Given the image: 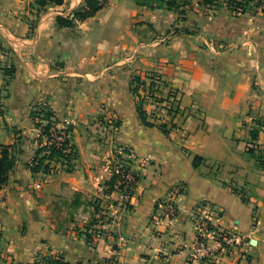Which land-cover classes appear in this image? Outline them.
Wrapping results in <instances>:
<instances>
[{"label":"crops","instance_id":"crops-1","mask_svg":"<svg viewBox=\"0 0 264 264\" xmlns=\"http://www.w3.org/2000/svg\"><path fill=\"white\" fill-rule=\"evenodd\" d=\"M83 1L39 11L35 0H0V144L21 150L0 189V264H27L39 253L73 264H264V166L249 153L264 150V13L220 6L179 17L108 0L85 20L57 24V15ZM135 76L141 86L174 91L177 110L160 121L152 116L153 106L132 89ZM38 102L71 127L73 170L29 168ZM118 155L139 180L123 219L94 240L88 230L120 202L108 185ZM173 191L178 215L157 229L152 216ZM200 218L237 229L245 242L213 251L210 261L190 258L181 250L195 246ZM118 234L128 239L121 254Z\"/></svg>","mask_w":264,"mask_h":264},{"label":"trees","instance_id":"trees-1","mask_svg":"<svg viewBox=\"0 0 264 264\" xmlns=\"http://www.w3.org/2000/svg\"><path fill=\"white\" fill-rule=\"evenodd\" d=\"M38 4L39 11L51 3L63 4L64 0H35ZM138 4L147 6L152 9L165 8L175 11L180 17L187 14L188 6H191L193 0H136ZM108 0H84L83 3L74 9L71 15H57L56 21L59 26H72L77 20H85L88 17L95 15L101 8L107 4ZM199 3L209 6L211 8H217L226 5L234 14H241L250 11H257L258 8L264 13V0H198ZM182 15V16H181ZM5 71L7 74L13 76L16 68L14 65L6 66ZM143 81L139 76L133 78L132 89L138 92L139 86ZM143 100L140 99L138 105L139 113L146 124H153L147 119V113L143 109ZM31 116L34 120V125L38 129V147L33 159L28 163L29 168L34 172L53 173L56 171V164H61L65 170L74 169V160L78 155L76 147L71 143L70 137L65 138L60 146L52 143L46 144L48 140L53 137L55 131L56 134L70 133V126H62L60 120L57 118L55 111L50 104L44 102H38L34 105L31 112ZM55 127L54 130L52 128ZM166 127V124H163ZM259 129L252 130V137L256 139L258 137ZM46 138V141L43 140ZM69 148V150H68ZM20 149L16 148V143L13 144H0V189H2L9 178V172L14 168L17 162L18 153ZM249 153L252 157L256 158L259 163L264 166V150L256 146L249 148ZM202 157H195V164H199ZM116 180V174L114 173L111 180L108 182L109 190L113 189ZM244 198V197H243ZM246 199V198H244ZM131 206V205H129ZM91 233L87 234L90 238ZM41 257V258H40ZM49 262L51 264H73L64 260L62 255H38L32 262L27 264H42L43 262Z\"/></svg>","mask_w":264,"mask_h":264},{"label":"built area","instance_id":"built-area-1","mask_svg":"<svg viewBox=\"0 0 264 264\" xmlns=\"http://www.w3.org/2000/svg\"><path fill=\"white\" fill-rule=\"evenodd\" d=\"M138 93L140 97L146 102L153 106L154 111L151 115L156 117L159 121L166 119L174 111L177 110V105L173 103L176 95L174 91H170L168 94H163L159 88L152 84L139 87ZM55 127L52 128L54 130ZM70 133L62 132L60 135L53 133V137L46 142L51 145L52 143L60 146L65 138L69 137ZM69 150V148H68ZM124 152V151H122ZM131 150L128 153L131 154ZM121 159V158H120ZM61 164H56V167ZM114 173L116 174V180L114 183V189L120 192V202H112L106 211L101 213L95 221L94 229L88 230L91 233L89 236L91 239L96 240L101 236V232L105 229L104 226L114 221H121L124 217L125 212L130 209L131 198L135 187L139 180V174L130 167L126 158H122L115 166ZM177 191H173L166 199L159 204V210L152 216V225L160 228L165 222L172 220L178 215V204L176 201ZM87 233V234H88ZM246 238L235 228H223L220 229L215 227L207 219L200 218L197 222V242L190 251L182 249L181 252L186 253L190 258L203 259L210 261L213 251L217 249L233 250L237 246L244 243ZM128 239L124 234H118L115 244V251L121 254L125 247ZM248 242V241H247ZM51 264V263H46Z\"/></svg>","mask_w":264,"mask_h":264},{"label":"rangeland","instance_id":"rangeland-1","mask_svg":"<svg viewBox=\"0 0 264 264\" xmlns=\"http://www.w3.org/2000/svg\"><path fill=\"white\" fill-rule=\"evenodd\" d=\"M223 6H226V5H223ZM204 7H209V6H205V5H203V4H201V3H199L198 2V0H193V3H192V5L191 6H188V8H187V13L189 12V11H191V10H198V9H200V10H202L203 11V9H205ZM227 7V6H226ZM203 8V9H202ZM260 8H258V10H259ZM255 11V10H254ZM254 11H250V12H254ZM179 15V14H178ZM182 16V15H181ZM185 16V15H184ZM184 16H182V17H184ZM180 17V16H179ZM178 19H180V18H178ZM173 28H175V26H173ZM172 33V32H171ZM167 34L168 35H170V29H169V31H167ZM147 117H148V115H147ZM161 126H163V122H161ZM118 157H120V155H118ZM118 157H117V159L116 160H118ZM121 158V157H120ZM38 255H45V254H42V253H39V254H37L36 256H38ZM41 258V257H40ZM43 263L42 264H46V263H48L47 261L46 262H44V261H42Z\"/></svg>","mask_w":264,"mask_h":264}]
</instances>
